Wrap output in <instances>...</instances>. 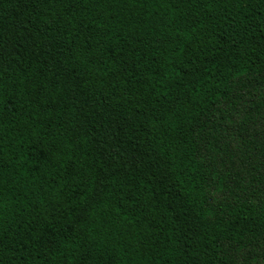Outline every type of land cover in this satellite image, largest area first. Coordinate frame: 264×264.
Instances as JSON below:
<instances>
[{
	"label": "trees",
	"instance_id": "16d2710c",
	"mask_svg": "<svg viewBox=\"0 0 264 264\" xmlns=\"http://www.w3.org/2000/svg\"><path fill=\"white\" fill-rule=\"evenodd\" d=\"M0 264H264V0H0Z\"/></svg>",
	"mask_w": 264,
	"mask_h": 264
},
{
	"label": "rangeland",
	"instance_id": "374dc122",
	"mask_svg": "<svg viewBox=\"0 0 264 264\" xmlns=\"http://www.w3.org/2000/svg\"><path fill=\"white\" fill-rule=\"evenodd\" d=\"M28 25L29 24L26 22L25 16L21 15L18 18L15 29L10 35V42L14 44H25L34 46L41 35L37 33L34 29H29ZM90 131L94 138H98V143L100 145H104L108 148V150H110L109 154L114 157H117V159L120 161H125L123 150L113 145L109 134L97 132L94 129H91Z\"/></svg>",
	"mask_w": 264,
	"mask_h": 264
}]
</instances>
